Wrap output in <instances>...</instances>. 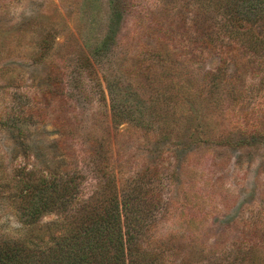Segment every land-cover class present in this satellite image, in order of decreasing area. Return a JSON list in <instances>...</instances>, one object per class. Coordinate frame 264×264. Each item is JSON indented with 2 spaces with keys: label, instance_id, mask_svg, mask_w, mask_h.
Segmentation results:
<instances>
[{
  "label": "rangeland",
  "instance_id": "1",
  "mask_svg": "<svg viewBox=\"0 0 264 264\" xmlns=\"http://www.w3.org/2000/svg\"><path fill=\"white\" fill-rule=\"evenodd\" d=\"M194 1L0 0V238L28 236L16 169L63 161L80 205L124 183L161 195L137 232L148 257L126 264H264V19L231 33L214 15L207 35ZM65 216L31 225L58 235Z\"/></svg>",
  "mask_w": 264,
  "mask_h": 264
},
{
  "label": "trees",
  "instance_id": "2",
  "mask_svg": "<svg viewBox=\"0 0 264 264\" xmlns=\"http://www.w3.org/2000/svg\"><path fill=\"white\" fill-rule=\"evenodd\" d=\"M198 1L202 4L194 23L198 28L203 26V32L207 35L211 34L214 26L205 24L204 21L214 15L223 21L217 22L221 25L218 27L226 30L236 22L264 19V0H196ZM206 27L208 29L205 30ZM229 32L234 33L231 28ZM241 42L243 47L250 48L246 41ZM228 45L227 52H230L232 45ZM195 53L187 57V60L193 58L200 61L204 53ZM208 73L216 78L220 74L216 69ZM48 79L43 96L49 102L53 92L51 89L54 85L56 87V82H53L55 80L51 75H48ZM2 125L12 136L14 146L17 144L16 151L21 149L24 157L30 156L26 139L30 134L25 127H7L5 121H2ZM56 144L60 147L59 143ZM106 159L107 157L104 160ZM46 167L25 162L16 169V174L20 175L16 189L22 197L15 208L26 216L28 236L25 239L0 238V264H126L127 259L132 261L136 253L148 257V253L142 250V245L137 246V232L141 229L143 214L147 212L149 217L148 213L159 206V193L152 192L150 197L155 201L147 205L144 203L145 190L137 196L135 189L132 192L129 184L124 183L120 192L112 189L113 186H108L102 197L80 205L77 198L79 199L81 186L75 182L76 174L70 175L71 169L65 167L63 161ZM109 174L108 179L112 177ZM48 213H55L61 219L66 215L70 224L65 228L67 231L57 235L58 223L47 226L49 231L32 227V223L38 222Z\"/></svg>",
  "mask_w": 264,
  "mask_h": 264
}]
</instances>
